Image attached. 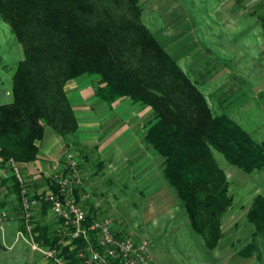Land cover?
Returning a JSON list of instances; mask_svg holds the SVG:
<instances>
[{
  "label": "trees",
  "instance_id": "1",
  "mask_svg": "<svg viewBox=\"0 0 264 264\" xmlns=\"http://www.w3.org/2000/svg\"><path fill=\"white\" fill-rule=\"evenodd\" d=\"M140 2L0 0V18L24 50L13 77V102L0 105V158L4 166L10 159L37 162L47 128L65 140L74 136L78 121L66 85L97 76L93 89L100 101L112 107L130 97L153 110L155 123H150L145 142L163 159V178L175 190L193 230L213 250L232 204L214 153L245 173L264 171V140L256 141L228 114L214 113L198 84L143 24ZM71 147L83 151L77 143ZM104 166L99 163V170ZM12 181L11 191L20 200L19 183L15 177ZM51 189L58 192L55 185ZM95 218L87 216L86 238L60 235L54 223L35 227L36 240L68 264H81L79 249L99 247ZM249 220L264 235V198L258 197Z\"/></svg>",
  "mask_w": 264,
  "mask_h": 264
},
{
  "label": "rangeland",
  "instance_id": "2",
  "mask_svg": "<svg viewBox=\"0 0 264 264\" xmlns=\"http://www.w3.org/2000/svg\"><path fill=\"white\" fill-rule=\"evenodd\" d=\"M140 5L143 24L172 57H177L179 66L198 84L214 113L229 114L256 141H263L264 0H141ZM0 25L3 26L0 29L1 55L8 59L2 84L12 88L13 79H9L8 75L17 69L20 54L24 55L20 53L21 46L10 26L1 18ZM1 63L4 64L0 59V69ZM124 99L134 102L130 97L117 102ZM6 102V99L0 100V104ZM143 106L151 112L145 114L142 106L134 105L130 109L125 107L124 116L119 118L123 122L130 118L131 123L139 121L145 124L153 116L155 120L153 110ZM107 114L108 111H105L103 116ZM102 123H110V120ZM141 127L143 134L146 133L142 124ZM47 133L49 136L53 130ZM93 148L79 152L69 145L67 153L74 155L78 169L67 168L64 173L54 162H47L50 170L48 174L44 172L46 176L27 178L30 196L51 191L48 182L52 184L56 175L74 178L73 194L78 204L85 209L87 206L94 207L100 212L96 220L103 222L110 219L117 231L147 239L152 258L153 249L161 264H264V235L249 220L258 197L264 198V171L245 173L227 163L221 154L214 153L227 177L232 204L222 220L223 236L218 247L208 250L203 238L193 230L175 190L163 178V159L160 156L154 154V161L149 157L146 163L139 157H127L128 160H121V167L135 172L134 168L142 170L146 166L141 171L143 173L132 177L133 172H126L128 174L123 173L113 179L105 174L100 176L102 170L98 169V164L104 162H100L99 147ZM118 150L119 146L114 149L115 155L109 154L110 161L115 160L116 155L129 156ZM4 163L0 158V211L7 209L14 213L20 208L21 198L17 200L11 191L14 181L13 177H5ZM153 164L156 167L154 172ZM109 179L113 181L109 183ZM123 183L129 185L127 191L123 190ZM54 184H57L56 179ZM152 188L153 191L159 189V192H154L149 201L147 198ZM10 203H16L18 207H6ZM49 212L46 207L35 210L30 235L23 224L25 229L21 232L24 238L16 239V243L23 242L26 246H19L15 253L12 252L16 255L9 264H45L47 260L43 254H32L35 252L32 245L38 243L35 227H53L56 223V218ZM249 247L253 250H248ZM7 255L11 254L0 249V264ZM34 257L40 259L31 262Z\"/></svg>",
  "mask_w": 264,
  "mask_h": 264
},
{
  "label": "crops",
  "instance_id": "3",
  "mask_svg": "<svg viewBox=\"0 0 264 264\" xmlns=\"http://www.w3.org/2000/svg\"><path fill=\"white\" fill-rule=\"evenodd\" d=\"M1 28L3 29V26L0 25V29ZM20 46H21L19 48L20 53L24 55L23 54L24 51L22 52V45L20 44ZM1 48L2 46L0 43V59L2 60V62H4V64L1 63L2 67L0 69L1 71L0 73V100L6 99L7 102L4 104H9L13 102V98H12L13 83H12V88L7 87L2 84L3 75L5 74L4 70L8 66L7 65L8 59L6 57H2ZM168 53L171 55L169 51ZM173 58L174 60L178 62L177 57H173ZM20 59H21L20 61L24 59V57L21 56V54H20ZM14 75H15V72H12V75L11 73H9L8 75L9 79H13ZM98 80H99V77L93 76V77H86L82 79L72 80L67 83L65 89H66L68 99L74 109V112H75V115L78 121V130L74 136L69 137L68 140H65L61 136L57 135L54 131L53 133H50L49 136H47L48 134L47 132L48 130H50V128H47L44 140L39 143L40 154H39L38 161L34 163H23V164L20 163V166L26 178H29V177L31 178V176H34L36 177V179H38L40 175L42 174L45 175L44 172H47L48 174L49 173L48 171L50 170V168H47L48 167L47 162L52 161L54 162L53 164H55L56 166V163L64 161L66 159L67 152L70 151L68 145H71V143H77L79 148L82 149L83 151H85V149L86 150L94 149L93 147L98 146L99 147L98 155H99L100 162L105 163V166L103 170L101 171L100 176L105 174L106 176L111 177L113 179L118 178V176L123 175V173L131 174V172H133L131 176L135 177L143 173L141 171L144 170V168L146 167L145 166L142 170L140 169L138 170L134 168L135 172L129 171L128 169L124 170V168L121 167V163H120L122 162L121 160H124V159L128 160L127 157H132L133 159H135L136 157L137 158L139 157V159L141 158L143 159L142 162L146 163L149 157H151V160L153 159L154 161L155 159L154 156L155 155L158 156L156 152L152 151L151 149L149 150L147 148L148 146L145 142V137H146V134L148 133V129L149 127L153 125V124L150 125V123H155V120H153L154 116L151 119L152 122H150L151 120L148 122L149 124L148 123L145 124L142 122L138 123L139 121L131 123L132 121L130 120V118H128L129 120H125L123 122L119 118V117L124 116L123 111L125 110V107H127V109H130L134 107V105L142 106L143 110L142 109L141 110L145 114L151 111L147 109L146 107H144L142 104L135 103L130 99L121 100L117 102L116 104H114L112 107L108 106L106 103L100 101L94 94L93 86L95 83H97ZM105 111H108V114L103 116ZM107 120H110V123H102L103 121L107 122ZM141 124L143 126V129H145V132H146L144 134H143L144 130H142ZM118 146H119L118 152L120 151L123 154H129V156L120 157V155H116L115 156L116 159L114 160L113 158L110 161V159H108L109 154L111 153L115 155L114 149ZM72 148L77 150L76 147H72ZM147 155L148 157L144 158V156H147ZM152 168H153L152 172H154L156 168L154 164L152 165ZM98 169H100V167ZM0 174H1V170H0ZM113 179H109L108 182L111 183ZM153 181H155V179ZM38 182L40 183V180H38ZM48 185L50 186L49 182H48ZM122 186H123V190H126V191L128 190L129 185H125L123 183ZM153 190L154 188L150 190L152 191V193H150V196L147 198L149 201H151V199L154 197V192H159L158 191L159 189L155 191ZM141 202L140 204H142ZM1 204L3 205L5 203H1ZM6 207L13 209L14 207L17 208L18 206H16V203H10ZM89 208L88 206L86 208V210L88 209L87 210L88 214L98 217L97 214L100 212L96 211L94 207H89ZM19 210L20 208H18L17 211H14L15 217H13L8 222V224L5 227L4 233H0V249L11 254V255H7L4 258L2 257L3 264H9L10 261L14 260L13 255H16V254H12V252L15 253L16 252L15 250L18 249L19 246H21L19 248L26 246L23 242L16 243L17 232L25 229V226L23 225L24 224L23 221L19 217H17V215L19 214L18 213ZM51 216L53 215L51 214ZM55 224H56L55 226L58 228V223L56 222ZM41 246L42 248L47 249L43 245ZM32 250L35 251L34 249ZM36 253L42 254L39 251H35L32 254H36ZM152 254H153L154 262L157 264H161L160 262L157 261V258H156L157 255L156 253H154L153 249H152ZM33 259H40V258L34 257V258H31L30 261L32 262ZM45 264H53V263L47 260L45 261Z\"/></svg>",
  "mask_w": 264,
  "mask_h": 264
},
{
  "label": "built area",
  "instance_id": "4",
  "mask_svg": "<svg viewBox=\"0 0 264 264\" xmlns=\"http://www.w3.org/2000/svg\"><path fill=\"white\" fill-rule=\"evenodd\" d=\"M56 167L65 173L67 168L77 170L78 163L72 153H67L66 159L56 163ZM5 169L7 171L5 177H15L19 183L21 205L17 217L25 223L29 235L33 230L31 221L35 210L48 204L50 212L57 220V230L60 235L68 236L71 240L87 237L89 231L85 222L88 212L85 207L78 204L73 194L74 178L56 175L52 178L53 183L50 184L49 189L51 185H57V193L51 189L49 192L30 196L27 178L20 163L11 159L6 162ZM55 179L57 184H54ZM13 217L15 213L7 209L0 211V233H4L6 225ZM93 229L96 232L99 247L89 244L85 250L79 249L77 256L83 260L81 264H109L110 260H117L122 264H155L151 256L150 242L147 239L135 238L117 231L110 219L103 222H100V219L95 220ZM22 237L24 238L20 230L17 232V239L21 240ZM32 248L41 252L51 263L68 264L64 257L59 256L55 251L42 248L39 243H33Z\"/></svg>",
  "mask_w": 264,
  "mask_h": 264
}]
</instances>
